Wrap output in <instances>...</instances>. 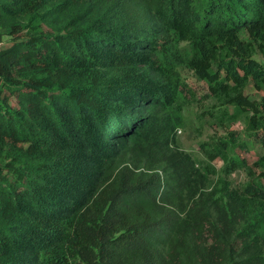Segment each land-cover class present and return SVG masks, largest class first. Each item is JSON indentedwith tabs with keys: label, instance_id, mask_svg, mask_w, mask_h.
Masks as SVG:
<instances>
[{
	"label": "trees",
	"instance_id": "16d2710c",
	"mask_svg": "<svg viewBox=\"0 0 264 264\" xmlns=\"http://www.w3.org/2000/svg\"><path fill=\"white\" fill-rule=\"evenodd\" d=\"M175 40L262 145L200 146L228 198L171 148ZM3 44L0 264H264V0H0Z\"/></svg>",
	"mask_w": 264,
	"mask_h": 264
},
{
	"label": "rangeland",
	"instance_id": "374dc122",
	"mask_svg": "<svg viewBox=\"0 0 264 264\" xmlns=\"http://www.w3.org/2000/svg\"><path fill=\"white\" fill-rule=\"evenodd\" d=\"M4 41H7L8 34L2 30ZM6 44L0 46L4 48ZM171 51L179 54L183 59L178 60V71L181 74V81L185 84L184 103L181 107L182 120L177 133L174 136L171 148L185 157V163L193 166L196 171H201L207 178L204 180V189L211 192L218 187L220 195L241 192L249 182L244 171H237L231 175L222 172V163L213 164L214 172L207 173L204 170L208 161L201 152L200 146L216 139H222L229 134H234L237 138L246 142L249 146L250 155L256 161L263 155V148L260 141L254 136L250 128L248 112L238 114L237 120H232L226 107H222L208 92L205 82L199 79L185 62V59L193 55L192 47L187 42L173 41ZM179 57H176V60ZM255 59L263 62V57L256 52ZM252 92V89H251ZM170 176V172L168 173ZM171 179V178H169ZM223 180L224 182H222ZM219 182V183H218ZM219 195V196H220ZM229 197L228 195L226 196Z\"/></svg>",
	"mask_w": 264,
	"mask_h": 264
}]
</instances>
